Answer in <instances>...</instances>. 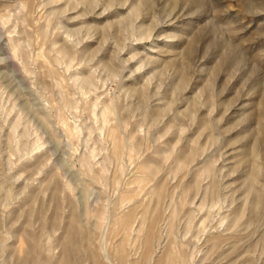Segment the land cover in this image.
Here are the masks:
<instances>
[{
  "label": "rangeland",
  "instance_id": "374dc122",
  "mask_svg": "<svg viewBox=\"0 0 264 264\" xmlns=\"http://www.w3.org/2000/svg\"><path fill=\"white\" fill-rule=\"evenodd\" d=\"M31 252L264 264V0H0V264Z\"/></svg>",
  "mask_w": 264,
  "mask_h": 264
},
{
  "label": "bare ground",
  "instance_id": "6f19581e",
  "mask_svg": "<svg viewBox=\"0 0 264 264\" xmlns=\"http://www.w3.org/2000/svg\"><path fill=\"white\" fill-rule=\"evenodd\" d=\"M92 3V2H91ZM139 11V10H138ZM64 55L67 53V51L64 49L63 50V52H62ZM67 55V54H66ZM112 134H113V137L115 138V145H116V151H117V153L118 154H120V151H121V149H122V142H121V140L120 139H118V137H117V135H116V132L115 131H113L112 132ZM119 136V135H118ZM115 148V147H114ZM192 156V157H191ZM187 155V156H184V157H182L181 159H182V161H181V163H180V167L182 168V169H184L185 168V166H186V163H185V161H187V160H193L194 158H195V153H192V155ZM211 164V163H210ZM209 164V166L207 167V169H206V172H208L209 173V170L212 168L211 167V165ZM212 164H214L213 162H212ZM145 166L149 169V172L150 173H153L154 171H152L150 168V166H149V163H147V164H145ZM179 167V168H180ZM200 178V175H195L194 176V186H196L197 185V183H198V181L200 180L199 179ZM197 187V186H196ZM215 188V187H214ZM158 196H160V190H159V188L158 189H156V192H155ZM204 197V196H203ZM201 200V199H200ZM202 201H204V200H202ZM201 201V203H203ZM194 203V202H193ZM201 206H202V204H201ZM202 208V207H201ZM155 211V210H154ZM157 218H159V217H157ZM225 218V217H224ZM238 218H240V217H238ZM238 218L236 217V218H234L233 219V224L231 225L232 227H235L238 223H237V221H238ZM194 220H195V218H194ZM157 222V221H156ZM225 224V223H224ZM156 226H157V224H155ZM153 236V235H152ZM210 239H208L209 241V244H210V246L211 247H217L218 246V244L221 242V241H223V240H225V238H223V235H221V234H218V235H212L211 237H209ZM151 239V238H150ZM152 240V239H151ZM155 241V240H154ZM33 243V242H32ZM156 243V242H155ZM222 243H224V242H222ZM222 245V244H221ZM223 246V245H222ZM36 247V246H35ZM31 248V247H30ZM218 248V247H217ZM32 249H34V247H32ZM214 249V248H213ZM69 250V249H68ZM70 252V251H69ZM34 254L31 252L30 253V256H31V262L30 263H32V264H37V262H36V260H34V258H32V256H33ZM166 257H169V255L168 256H166ZM26 258L27 257H24L23 259H22V263H25V260H26ZM165 258V257H164ZM163 258V259H164ZM167 259V258H166ZM98 261V260H97ZM28 262V261H27ZM39 263V262H38ZM62 264H67V262H66V260L64 261L63 260V262H62Z\"/></svg>",
  "mask_w": 264,
  "mask_h": 264
}]
</instances>
